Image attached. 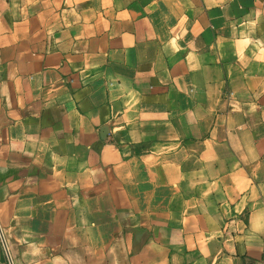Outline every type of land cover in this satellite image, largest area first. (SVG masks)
Masks as SVG:
<instances>
[{
  "label": "crops",
  "instance_id": "obj_1",
  "mask_svg": "<svg viewBox=\"0 0 264 264\" xmlns=\"http://www.w3.org/2000/svg\"><path fill=\"white\" fill-rule=\"evenodd\" d=\"M0 264H264V0H0Z\"/></svg>",
  "mask_w": 264,
  "mask_h": 264
}]
</instances>
